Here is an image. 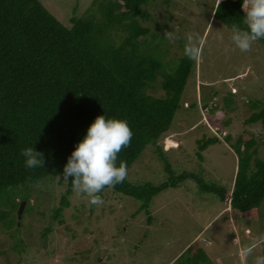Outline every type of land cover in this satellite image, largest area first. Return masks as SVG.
I'll return each mask as SVG.
<instances>
[{
    "label": "trees",
    "instance_id": "trees-1",
    "mask_svg": "<svg viewBox=\"0 0 264 264\" xmlns=\"http://www.w3.org/2000/svg\"><path fill=\"white\" fill-rule=\"evenodd\" d=\"M150 1L96 0L95 15L73 16L67 25L41 0H0V219L4 227L16 226L42 197L50 195L33 194L32 185L47 178L67 182L61 205L52 213L62 224L69 195L81 184L94 189L92 203L112 190L147 208L153 196L189 177L202 190L218 193L223 208L231 207L226 213H261L264 159L256 154L258 140L253 132L246 130L233 144L238 163L232 190L206 183L199 173L175 174L164 156L159 141L173 127L190 80H196L197 60L189 54L179 56L172 71H165L171 62L163 59L162 51L151 49L146 42L151 28L140 19ZM245 8L244 0H220L213 18L264 42V26L247 20ZM158 81L163 96L148 91ZM254 100L253 107L262 104ZM204 108L212 110L213 104ZM259 120L264 123V107L247 122ZM216 143L220 138L206 133L198 140L197 159L202 161L203 152ZM150 145L171 175L159 185L134 184L125 174ZM34 195L36 205L30 202ZM23 201L29 204L19 217ZM196 251L197 261L204 255L200 241Z\"/></svg>",
    "mask_w": 264,
    "mask_h": 264
},
{
    "label": "rangeland",
    "instance_id": "rangeland-1",
    "mask_svg": "<svg viewBox=\"0 0 264 264\" xmlns=\"http://www.w3.org/2000/svg\"><path fill=\"white\" fill-rule=\"evenodd\" d=\"M41 1L67 25L73 16L98 12L96 0ZM218 2L151 0L140 19L151 28L146 37L151 49L162 51L163 59L171 62L166 72L177 65L179 56L189 54L197 60V83L190 80L173 127L159 141L164 156L175 174L199 173L206 183L232 190L238 163L233 144L246 130L256 135V154L264 159V123L247 122L264 107V42L215 20ZM244 5L246 19L264 26V0H244ZM153 86L149 93L165 95L159 81ZM254 99L262 104L253 107ZM205 104H213V109ZM206 133L218 136L220 143L210 145L199 161L198 140ZM170 175L165 160L150 145L125 177L137 185H159ZM32 187L33 194L50 195L38 205L34 195L30 202L35 209L10 229L0 219V264H264V202L258 215L219 214L230 207L223 208L218 193L202 190L191 177L153 196L147 208L112 190L92 203L94 189L81 184L62 211L64 224L52 213L61 205L67 182L47 178ZM196 241L205 255L197 261Z\"/></svg>",
    "mask_w": 264,
    "mask_h": 264
},
{
    "label": "water",
    "instance_id": "water-1",
    "mask_svg": "<svg viewBox=\"0 0 264 264\" xmlns=\"http://www.w3.org/2000/svg\"><path fill=\"white\" fill-rule=\"evenodd\" d=\"M25 203H26V201H23V202L21 203L19 209H18V215H19V217L22 216V213H23V211H24V207H25Z\"/></svg>",
    "mask_w": 264,
    "mask_h": 264
},
{
    "label": "crops",
    "instance_id": "crops-1",
    "mask_svg": "<svg viewBox=\"0 0 264 264\" xmlns=\"http://www.w3.org/2000/svg\"><path fill=\"white\" fill-rule=\"evenodd\" d=\"M225 208V207H224ZM227 209L225 208V209H222L221 211H220V213L219 214H222L223 213V211H226ZM226 213V212H225ZM209 242H210V240H209Z\"/></svg>",
    "mask_w": 264,
    "mask_h": 264
},
{
    "label": "clouds",
    "instance_id": "clouds-1",
    "mask_svg": "<svg viewBox=\"0 0 264 264\" xmlns=\"http://www.w3.org/2000/svg\"><path fill=\"white\" fill-rule=\"evenodd\" d=\"M219 1H220V0H219ZM218 3H219V2H218ZM218 3H217V4H218ZM236 174H237V172H236ZM235 179H236V177H235ZM234 184H235V181H234ZM233 187H234V186H233ZM227 207H228V206H227ZM229 207H230V205H229ZM230 209H231V207H230ZM227 210H228V209H227ZM225 212H226V211H225Z\"/></svg>",
    "mask_w": 264,
    "mask_h": 264
}]
</instances>
